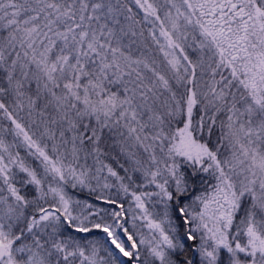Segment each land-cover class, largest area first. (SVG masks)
Listing matches in <instances>:
<instances>
[{
	"label": "snow or ice",
	"instance_id": "obj_1",
	"mask_svg": "<svg viewBox=\"0 0 264 264\" xmlns=\"http://www.w3.org/2000/svg\"><path fill=\"white\" fill-rule=\"evenodd\" d=\"M0 264H264V0H0Z\"/></svg>",
	"mask_w": 264,
	"mask_h": 264
}]
</instances>
